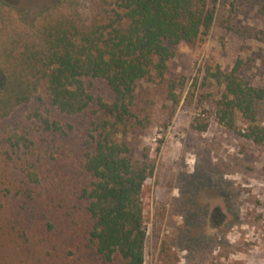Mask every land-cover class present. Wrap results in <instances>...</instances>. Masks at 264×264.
Segmentation results:
<instances>
[{
  "label": "trees",
  "instance_id": "1",
  "mask_svg": "<svg viewBox=\"0 0 264 264\" xmlns=\"http://www.w3.org/2000/svg\"><path fill=\"white\" fill-rule=\"evenodd\" d=\"M81 1L0 0V124L34 99L56 113L49 119L35 112L32 117L40 122L35 135L8 137L12 147L23 143L29 184L15 195L22 203L12 209L0 205L5 264L27 259L33 264H144L141 194L154 166L146 156L133 160L126 140L136 91L142 81H165L173 48L180 43L195 47L209 35L218 3L94 0L89 10H81ZM261 13L264 17V6ZM247 33L264 44V27ZM238 69L235 63L228 73L216 68L205 77L223 86L215 103L216 120L234 130L239 115L247 124L242 136L264 148L259 124L264 89L241 78ZM183 80L168 82L174 105ZM97 84L101 88L95 91ZM81 116L89 122L85 141L77 144L70 120ZM193 127L205 132L208 123ZM41 182L54 249L33 238L23 240L25 231L11 226L12 218L26 215L31 199H43L34 191ZM25 242L28 255L11 251Z\"/></svg>",
  "mask_w": 264,
  "mask_h": 264
},
{
  "label": "rangeland",
  "instance_id": "2",
  "mask_svg": "<svg viewBox=\"0 0 264 264\" xmlns=\"http://www.w3.org/2000/svg\"><path fill=\"white\" fill-rule=\"evenodd\" d=\"M92 1L82 0L80 9L89 10ZM262 6L264 0H218L209 35L195 47L180 43L173 48L175 57L163 83L142 81L137 88L135 117L126 140L133 160L141 162L146 156L154 166L141 194L144 264H264V148L242 136L247 124L239 115L234 130L217 122L215 103L223 86L205 79L216 68L228 73L238 63V75L264 89V44L247 33L263 29ZM180 79L184 85L175 90L174 105L167 85ZM99 88L97 84L94 90ZM35 112L43 118L56 117L45 101L34 99L0 124V205L7 204L8 209L22 203L15 195L29 184L21 159L23 143L12 147L8 137L35 135L40 124L32 117ZM70 121L75 142H84L89 119ZM202 122L208 123L207 130L196 131L193 125ZM259 124L264 127V103ZM43 184L34 185L43 199L39 203L31 199L26 215L12 218L11 226L25 231L23 240L33 238L43 248L54 249ZM213 213L215 220L222 219L214 228ZM12 247L22 256L31 250L26 242ZM5 249L0 240V264H5L1 256ZM27 261L20 263L33 264Z\"/></svg>",
  "mask_w": 264,
  "mask_h": 264
},
{
  "label": "flooded vegetation",
  "instance_id": "3",
  "mask_svg": "<svg viewBox=\"0 0 264 264\" xmlns=\"http://www.w3.org/2000/svg\"><path fill=\"white\" fill-rule=\"evenodd\" d=\"M215 213L218 215L217 213V210L215 211ZM221 218H218V220H215V214H211V218H210V221H211V227L214 228V227H217L220 222H221Z\"/></svg>",
  "mask_w": 264,
  "mask_h": 264
}]
</instances>
